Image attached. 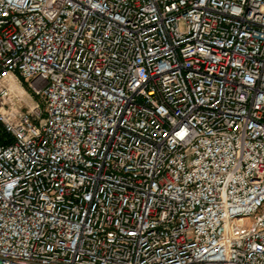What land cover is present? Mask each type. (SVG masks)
I'll return each mask as SVG.
<instances>
[{"label":"built area","instance_id":"built-area-1","mask_svg":"<svg viewBox=\"0 0 264 264\" xmlns=\"http://www.w3.org/2000/svg\"><path fill=\"white\" fill-rule=\"evenodd\" d=\"M0 264H264V0H0Z\"/></svg>","mask_w":264,"mask_h":264}]
</instances>
